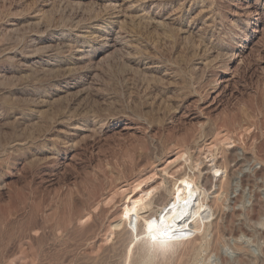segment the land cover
I'll use <instances>...</instances> for the list:
<instances>
[{
	"label": "rangeland",
	"instance_id": "1",
	"mask_svg": "<svg viewBox=\"0 0 264 264\" xmlns=\"http://www.w3.org/2000/svg\"><path fill=\"white\" fill-rule=\"evenodd\" d=\"M189 170L202 237L127 255ZM0 264H264V0H0Z\"/></svg>",
	"mask_w": 264,
	"mask_h": 264
},
{
	"label": "bare ground",
	"instance_id": "2",
	"mask_svg": "<svg viewBox=\"0 0 264 264\" xmlns=\"http://www.w3.org/2000/svg\"><path fill=\"white\" fill-rule=\"evenodd\" d=\"M210 156L213 161L214 156L212 154ZM179 158L185 164L188 162L187 155L183 154ZM198 165L197 163L192 166L193 171L198 170ZM190 172L189 170L178 179H174L169 191L168 200L155 213H150L153 204V189L144 192L138 197L130 196L127 198L122 210L125 225L134 228L140 223L139 233H134L131 237L127 248V255L132 252V249L138 243H143L148 249L149 254L174 253L180 245L190 244L197 235H201L206 231L213 218V210L210 204L208 205L211 192L200 185L195 176L191 175ZM210 174L212 179H214L212 181L215 182L221 174L224 175V170L213 165ZM221 192L223 193L222 190ZM215 197H218V199H215L220 200L218 194ZM153 209L155 208L153 207Z\"/></svg>",
	"mask_w": 264,
	"mask_h": 264
}]
</instances>
